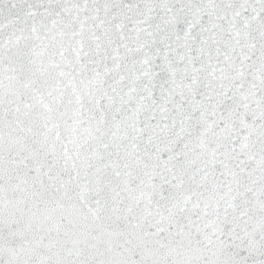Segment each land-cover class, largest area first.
I'll return each instance as SVG.
<instances>
[{
  "label": "snow or ice",
  "instance_id": "6c2138e0",
  "mask_svg": "<svg viewBox=\"0 0 264 264\" xmlns=\"http://www.w3.org/2000/svg\"><path fill=\"white\" fill-rule=\"evenodd\" d=\"M0 264H264V0H0Z\"/></svg>",
  "mask_w": 264,
  "mask_h": 264
}]
</instances>
